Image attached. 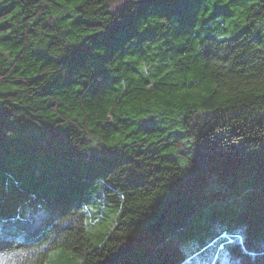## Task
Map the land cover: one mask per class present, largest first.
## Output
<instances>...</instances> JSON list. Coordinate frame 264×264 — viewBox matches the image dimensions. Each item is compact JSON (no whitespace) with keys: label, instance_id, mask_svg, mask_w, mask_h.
<instances>
[{"label":"trees","instance_id":"16d2710c","mask_svg":"<svg viewBox=\"0 0 264 264\" xmlns=\"http://www.w3.org/2000/svg\"><path fill=\"white\" fill-rule=\"evenodd\" d=\"M0 0V264H264V0Z\"/></svg>","mask_w":264,"mask_h":264},{"label":"rangeland","instance_id":"374dc122","mask_svg":"<svg viewBox=\"0 0 264 264\" xmlns=\"http://www.w3.org/2000/svg\"><path fill=\"white\" fill-rule=\"evenodd\" d=\"M129 2H130L129 0H111L107 2L106 6L109 10L116 11L122 6L128 4Z\"/></svg>","mask_w":264,"mask_h":264},{"label":"snow or ice","instance_id":"6c2138e0","mask_svg":"<svg viewBox=\"0 0 264 264\" xmlns=\"http://www.w3.org/2000/svg\"><path fill=\"white\" fill-rule=\"evenodd\" d=\"M262 94H264V93H262Z\"/></svg>","mask_w":264,"mask_h":264}]
</instances>
